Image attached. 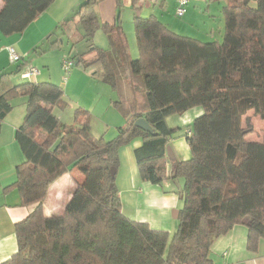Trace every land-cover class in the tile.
<instances>
[{
	"label": "trees",
	"instance_id": "obj_1",
	"mask_svg": "<svg viewBox=\"0 0 264 264\" xmlns=\"http://www.w3.org/2000/svg\"><path fill=\"white\" fill-rule=\"evenodd\" d=\"M1 1L0 32L10 35L23 32L54 0ZM101 1L82 0L74 15L82 38L90 41L101 28L110 49L90 42L68 58L116 90L114 103L125 122L115 137L93 134L82 108L75 109L72 124L62 122L53 109L68 103L56 83L21 78L13 86L11 79L26 64L0 71V128L13 109L9 95L25 97V114L15 129L24 160L9 187L16 188L19 205L36 204L15 222L17 250L0 264H211L212 242L234 224L247 226V247L254 250L264 238V136L246 140L250 129L242 116L253 110L264 121V0H220L223 33L209 41L177 34L154 15L134 14V58L119 22L121 0H115L112 22L99 20ZM60 30L45 37L49 45L62 40ZM196 106L202 112L182 135L190 156L172 161L167 174L184 179L180 222L168 244L166 231L122 212L110 169L118 166V148L139 136L142 142L133 150L139 177L162 182L165 148L178 127L166 119ZM140 117L151 131L134 125ZM74 170L82 180L63 212L45 215L49 185Z\"/></svg>",
	"mask_w": 264,
	"mask_h": 264
},
{
	"label": "crops",
	"instance_id": "obj_2",
	"mask_svg": "<svg viewBox=\"0 0 264 264\" xmlns=\"http://www.w3.org/2000/svg\"><path fill=\"white\" fill-rule=\"evenodd\" d=\"M134 1L135 8H133L132 0H121L122 7L119 8V22L123 28L125 27L124 23L126 24V33L124 34L128 40L130 53L137 52L135 34L132 29L134 14L142 17L154 15L159 21L161 20L167 27H170V30L175 27L164 14L165 11L162 10V7L165 4H171L172 7H176V0ZM81 2L82 0H54L44 12L28 24L23 32L10 35H3L0 32V71L11 70L17 66V63H10L8 60L7 47L13 46L21 56L19 63L26 64V66L31 64L39 69V75L36 76L37 81H45L48 78L50 79L51 75L58 73L59 80L54 81L61 86L65 99L67 97L65 94L68 93V89L72 86L81 89L84 87L83 85H89L94 88L96 95L97 93L99 94V91L104 90L106 92V98L101 100L99 95V98L95 99V102L107 104L103 112L106 118H102V116L98 118L92 115L90 116L89 126L96 136L102 135L105 139H111L117 134L118 128L123 125L125 119L123 114L118 113V108L111 107L110 105L116 90L112 91L114 90L113 88L112 90L109 89L111 88L109 84L94 76L92 73L85 72L84 74L81 73L80 69H74L73 67L66 77L65 82H63L59 76L62 73L60 62L73 55L72 49L64 54L55 56L52 65L54 68L51 67V58L48 57V53L40 49L41 42L43 44L45 37L55 30L58 32L60 29H64L67 37H69V32V34L77 38H82V31L77 29V16L70 14ZM214 3L216 7L211 8ZM221 4L222 1L220 0H191L189 2L187 10L190 9L188 15L190 22L186 26L187 29L190 27L189 32L196 33L195 36L188 33L192 35L189 37L201 41L217 40L221 37L222 30L224 29ZM1 6L2 1L0 0ZM114 8L115 0H102L99 2L96 9L99 20L112 22L115 17ZM124 9H126L125 13ZM217 15L218 17H216ZM215 17L219 21L216 28H214ZM68 18H72V20L70 22H63ZM171 27L173 28L171 29ZM72 29L75 30L74 33H72ZM52 38L53 36H51ZM59 44H63V41L60 40ZM50 47L52 48L53 46L50 45ZM44 48L45 45L43 46ZM76 53L80 52L77 51ZM41 65L44 69L40 70ZM86 108H90L94 112L93 107L87 106ZM195 108L193 107L182 113H178L180 117L177 115V119L173 122L170 121V118L175 114L170 117L168 116L166 123L170 127H177V125L179 127L188 126L202 112V108ZM24 112V103L23 111L19 110L17 113H13L12 109L5 116L0 128V262L8 259L17 250L14 228L15 222L26 217L36 205H19V196L16 188L9 187L16 178V165L24 160L21 149L15 140V129L21 124ZM141 142V137L134 136L129 142L121 145L117 150L119 163H117L115 182L121 199V209L130 219L145 221L151 228L161 230L164 228L160 226L162 217L167 215L169 208L176 205L175 200L177 199H175L174 195H169L165 192L160 193L159 190L149 187L146 181L140 179L133 150ZM188 154L189 151H186L179 158L173 159L172 161L187 159ZM172 161L170 162L172 163ZM81 180V174L75 170L57 177L49 185L46 192L47 195L42 205L44 214L47 216L61 214L71 196V191L75 188L76 183ZM139 201L144 203H148V201L152 203L157 202L161 211L155 214L154 212L148 213L146 214L147 216H139L141 209L138 205ZM247 235L248 228L246 225L234 224L227 232L216 237L208 250L209 258L212 261L211 264H264V238L259 237L256 242V248L251 250L247 247Z\"/></svg>",
	"mask_w": 264,
	"mask_h": 264
},
{
	"label": "rangeland",
	"instance_id": "obj_3",
	"mask_svg": "<svg viewBox=\"0 0 264 264\" xmlns=\"http://www.w3.org/2000/svg\"><path fill=\"white\" fill-rule=\"evenodd\" d=\"M214 5H215V3L211 6V8L216 7V5L215 6ZM77 7H76V9H77ZM175 8L176 7H172L171 4H165V6L162 7V10L165 11L164 14L168 18V20H170L171 23H173V26H175L174 28L171 27V29L173 28L172 29L173 32H176L178 34H184V35H187L189 33V34H192L193 36H195L196 33L195 32H189L190 27L187 29V26H186L190 22L188 19L190 9H188V10L186 9L187 12L183 16L177 17L175 15ZM76 9H73L70 14L73 15L74 12H76ZM125 11H126V9H124V13H125ZM216 17H218V15ZM216 17H215L214 28H216L218 23H219L218 18H216ZM124 26L125 27L123 29L125 31V29H126L125 23H124ZM168 28H170V27H168ZM132 29L134 32V26L133 25H132ZM74 32H75V30L72 29V33H74ZM183 32H187V33H183ZM125 33H126V31H125ZM189 34L187 36H192ZM68 35H69V37H67L66 35L60 36L62 41H63V44H59V45L55 44L52 48L47 43L46 39H45V42L43 44H41V46H40L41 51L48 53V57L51 58L50 59L51 67H52L53 62L55 60V56L64 54L65 52L70 51V49H72L71 51L73 52V54H75L77 51L81 52L83 50H86V48H88V43H90V42H92L93 45L98 47V48H102L104 50L110 49L107 36L101 28H97L91 35H89L90 41H87L84 37L83 38H77L76 36L69 34V32H68ZM44 45H45V48L43 49ZM130 55L134 58L135 56H137V52L136 53L132 52V53H130ZM66 56H68V55H66ZM52 68H54V66ZM60 68H61V63H60ZM73 68L74 69H80L81 73H84V74H85V72H87L80 63L74 64ZM41 69H44V67L42 65L40 67V70ZM61 71H62V69H61ZM57 74L51 75V78L50 79L48 78L47 81H51L53 83H56V81L59 80V77L57 76ZM62 75H63V72L59 75L60 79L63 80ZM11 80H12L13 86L23 82L21 77H20V74L14 76ZM54 80H56V81H54ZM83 86L84 87H82L81 89H77V88H75V86L70 87L68 89V93L65 94L67 96V97L66 96L65 97H66V101L68 103V106L65 108L55 107L53 109V112L55 113V115H57L62 122H65L67 124H72L74 122V114L73 113H74L75 109H77V108L85 109L87 111V113H89L90 116L94 115V116H97L98 118L100 116H102V118H106V115L103 112H104L107 104H104V103L102 104V102H97V103L95 102V99H98L99 95H100L101 100L105 99L106 98V92L104 90L99 91V94L97 93V95H96L94 93L93 87H90L89 85H86V84ZM107 87H109V86H107ZM109 89L112 90V87ZM112 91H115V90H112ZM114 93L115 94H114V97L112 98V103L110 105H111V107L117 108V106L115 105L114 102L117 99H119V96H118L116 91ZM127 100H130V99L128 98ZM24 101H25V97H23V96L9 95V102L13 105V113H17L19 110L23 111ZM87 106L93 107L94 112L90 108L87 109L86 108ZM24 107H25V104H24ZM197 108H199V106H196L195 109H197ZM117 111H118V113L123 114V112L121 110H117ZM24 114H25V112H24ZM177 115L179 116V114H177V113L174 116L170 115V116H172V118H170V121L173 122L175 119H177ZM260 119L261 118L258 115L254 114L253 110L247 111V113L244 116H242L243 127H245V128L249 127V129H250L249 130L250 132H248L246 137H245L246 140L255 141V142L262 140V138L264 136V121L260 120ZM96 120H99V119H96ZM124 122H125V119H124ZM173 127L176 128V126H173ZM178 127L175 129L173 135H171L172 137L169 140V142L165 148L166 177L160 183L153 184L151 182L146 181V183H148L147 185H149V187H152V188H155L156 190H159L160 193L165 192L169 195H174L175 199H177V200H175L176 205L174 207L169 208L167 215L163 216L161 219V225L160 226L164 227L161 230H164L168 233V240H169L168 244H169L170 239L172 238L174 232L177 230L179 222H180L179 218L173 217V214H171V213L173 210L181 211V209L183 208V200H181L182 198H180V191L182 189L181 186H183L184 179L180 176L176 177V178H169L167 174L169 173L170 167H171L170 161H172L173 159L179 158V156H181L183 153H185L186 151H189V147L186 143L185 137L182 136L183 133L186 132L187 127L186 126H180L179 129H178ZM113 137H115V136H113ZM188 155L190 156V151H189ZM189 156H188V158H189ZM150 201H152V200H150ZM150 201H148V203H146V202L144 203V202L139 201L138 205H139V208H141L139 216H147L146 214H148V213L154 212V214H155V213H158L159 211H161L157 202L152 203ZM137 221H139V220H137ZM167 249H168V246L166 247V251L164 253L167 252Z\"/></svg>",
	"mask_w": 264,
	"mask_h": 264
},
{
	"label": "built area",
	"instance_id": "obj_4",
	"mask_svg": "<svg viewBox=\"0 0 264 264\" xmlns=\"http://www.w3.org/2000/svg\"><path fill=\"white\" fill-rule=\"evenodd\" d=\"M191 0H176L175 15L181 17L185 14L187 6ZM8 60L10 63L20 62L21 56L16 51L13 46L7 47ZM61 69L63 72V82H65L67 75L69 74L71 68L74 66L75 62L73 59L65 58L61 62ZM39 69L34 65H27L24 70L21 71L20 77L22 79L35 80L39 75Z\"/></svg>",
	"mask_w": 264,
	"mask_h": 264
},
{
	"label": "water",
	"instance_id": "obj_5",
	"mask_svg": "<svg viewBox=\"0 0 264 264\" xmlns=\"http://www.w3.org/2000/svg\"><path fill=\"white\" fill-rule=\"evenodd\" d=\"M134 125H136L137 127L141 128V129H143L145 131H151L150 126L148 125V123L146 122V120L143 117L137 118L135 120V122H134ZM110 172H111L112 175L115 176V173H116L115 166L111 167ZM171 214H173V217L176 218L178 216V211L177 210H173Z\"/></svg>",
	"mask_w": 264,
	"mask_h": 264
}]
</instances>
